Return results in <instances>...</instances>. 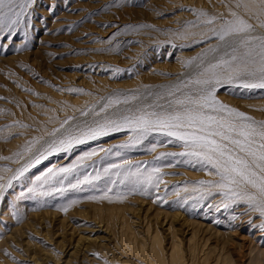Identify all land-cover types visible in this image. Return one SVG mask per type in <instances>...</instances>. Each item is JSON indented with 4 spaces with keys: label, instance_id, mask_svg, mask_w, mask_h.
Returning a JSON list of instances; mask_svg holds the SVG:
<instances>
[{
    "label": "rangeland",
    "instance_id": "1",
    "mask_svg": "<svg viewBox=\"0 0 264 264\" xmlns=\"http://www.w3.org/2000/svg\"><path fill=\"white\" fill-rule=\"evenodd\" d=\"M166 1L35 0L15 35L0 33V264H155L150 245L157 230L167 251L172 241H181L188 263L201 264L205 244L211 250L208 264L218 256H231L229 264H264V229L258 227L264 216L244 200H225L216 186L220 176L210 166L168 155L185 151L175 138L153 132L135 140L138 133L128 126L74 143L68 150L47 152L50 144L77 134V129L139 110L159 111L158 106L167 108L176 97L195 94L199 86L190 82L202 69L239 47L232 37L222 41L215 36L212 24H207L210 33L202 38L175 36L171 29H186L202 16L190 3L169 8ZM206 5L221 8L220 25L232 19L222 0ZM241 10L257 24L251 12ZM144 27L160 38L144 44ZM252 35H264V28L257 27ZM183 52L188 56L180 70L167 72V78L152 75L154 64L172 67ZM147 74L150 79H140L137 86L120 87ZM102 78L111 86L89 85ZM177 88L176 97L170 96ZM52 89L89 98L61 100ZM216 96L264 120V89L224 85ZM117 99L119 103L101 111ZM42 153L46 158L35 164ZM86 153L95 154L81 159ZM29 164L33 166L19 175ZM69 165H74L72 171H59ZM149 174L159 176V181L146 182ZM248 190L255 191L250 186ZM122 212L136 235L122 229ZM193 231L192 253L188 243Z\"/></svg>",
    "mask_w": 264,
    "mask_h": 264
},
{
    "label": "snow or ice",
    "instance_id": "2",
    "mask_svg": "<svg viewBox=\"0 0 264 264\" xmlns=\"http://www.w3.org/2000/svg\"><path fill=\"white\" fill-rule=\"evenodd\" d=\"M33 3L35 0H0V33L15 35L22 21L28 16ZM241 7L255 16L257 24L249 22L239 12L232 11L233 19L222 23L219 29H210L222 41L228 37L234 38L238 41L239 47H232L230 55L225 53L190 82L199 86L195 94L176 97V92L180 91L177 88L175 92H169L170 96L176 98L167 108L158 106L159 111L139 110L135 115L123 116L118 120H106L94 127L77 129V134L69 133L58 143L50 144L48 154L68 150L74 143L94 140L98 136L120 131L128 126L138 133L135 140L146 138L153 132H161L182 142L185 149L182 153L168 155L195 158L198 163L210 166L215 174L220 176L216 186L222 190L225 200L232 203L244 200L250 208L264 216V120L257 121L254 117L222 102L216 96L217 88L224 85L246 90L264 89V35H252L257 27L264 28V0H237L236 8ZM198 13L201 16L207 15L201 10H198ZM217 19L216 16H212L202 22L212 24ZM240 48L244 51L241 52ZM119 102L118 99L109 101L101 111H105L112 103ZM94 154L86 153L81 159ZM42 158H46L43 153L34 163L39 164ZM31 166L33 165H26L19 175H23ZM73 168L74 165H69L59 171L67 173ZM107 171L108 169H105V172ZM154 171L158 173L159 169ZM49 173H52V169H49ZM145 180L149 183L153 180L159 181V176L149 174ZM249 186L255 191H249ZM2 187L0 185V188ZM204 198L201 195L200 199ZM224 207H229V204L225 203ZM258 227L264 229V223Z\"/></svg>",
    "mask_w": 264,
    "mask_h": 264
},
{
    "label": "bare ground",
    "instance_id": "3",
    "mask_svg": "<svg viewBox=\"0 0 264 264\" xmlns=\"http://www.w3.org/2000/svg\"><path fill=\"white\" fill-rule=\"evenodd\" d=\"M215 0H167L166 1V4H167V7L169 8H174L175 7V4H186V3H190V5L192 6L194 12L199 16V18L201 17V15H199L198 13V10H201L205 13H207L206 16L208 15H212V16H216L218 19L216 21H214V23H212V27L211 28H216V29H219V26H220V23H219V20L220 18L218 17V15L220 14V10L221 8H218L217 10H214V9H208L207 5H206V2H214ZM224 5V11H226L227 13H229L232 17V11H237L239 12L241 15H242V10L241 9H244V8H236V3H237V0H222ZM223 9V8H222ZM222 11V10H221ZM244 12L246 11L245 9L243 10ZM178 15H181L182 12H177ZM203 17V16H202ZM201 17L200 21L195 24V25H192V26H189L187 27L186 29H180V30H176V29H171V32L179 37L180 39L181 38H186L191 34V35H194L195 38H202V35H207L210 33V30H209V26L206 24V23H203V18ZM233 19V17H232ZM168 19H165V20H162V22H167ZM161 22V23H162ZM148 28L147 30H143L141 31V38L143 40V43L144 44H148L150 42H152L154 39H159L161 35H158L156 33H154L149 27H144V29ZM175 28V27H174ZM157 33H161L162 30H158V29H155ZM189 30V31H188ZM176 38V37H175ZM138 48V47H137ZM136 48V49H137ZM180 60H179V63L175 64L170 67L169 64H154L153 65V74L152 75H157L159 78H167L169 76V74L167 72H170L173 73L175 72L176 70H180L181 67L183 66V62L185 60V58L188 56L186 54V52H183L181 53L180 55ZM218 58V57H217ZM211 60V59H210ZM150 62V61H149ZM208 66V65H207ZM170 68V70H169ZM176 69V70H175ZM174 70V71H172ZM203 71V69H202ZM179 72V71H177ZM138 76V75H136ZM148 77V79H150V76L147 74V75H140L138 77H134L132 78L133 80L129 81V82H124V83H121V88H125V87H128V86H137L139 85L140 83L143 82V78L144 80ZM140 79H142V82H140ZM107 79L106 78H102L100 80L97 81V83H90L89 85L92 86L91 87H97L99 89H104L106 87H110L111 85L109 83H107ZM119 88V87H118ZM51 91H53L52 95H54V97H56L57 99H61V100H67V101H77V102H80V101H88L87 99L89 98V96L87 94H82V95H79V96H72V95H69L68 92L67 94H64L63 92H57L56 89H52ZM81 94V93H80ZM234 101V100H233ZM232 102V101H230ZM257 102V101H255ZM52 103V102H51ZM21 140L17 141V142H20ZM15 142L12 144L14 145ZM11 150H13V148L11 147L10 148ZM15 166V165H14ZM4 182V181H3ZM122 208V207H121ZM97 211H99L101 213V210L100 208H96ZM116 209V208H115ZM123 209V208H122ZM121 209V210H122ZM111 211V210H110ZM123 211V210H122ZM121 212V211H120ZM112 213V212H111ZM113 214V213H112ZM120 214V213H119ZM121 215V220L122 221V229H124V231L127 233V234H135V229L134 227L132 226V224L129 222V220H127L126 216L123 214H120ZM158 216V215H157ZM172 216H174V218L180 216L178 214H173ZM171 216V217H172ZM170 217V216H169ZM120 218V216H119ZM173 218V217H172ZM171 224V223H170ZM190 224H195L194 222H190ZM194 227V226H193ZM121 228V227H120ZM147 231L149 232L151 230V226L150 225H147ZM145 228V229H146ZM196 228V226L194 227ZM201 229V228H200ZM137 232V231H136ZM142 232V231H141ZM174 235L175 232H173ZM138 234V233H137ZM161 231H156L152 236H151V245H150V251H151V254L153 255L154 257V262L155 264H197L196 261H191L188 263L186 256H185V253H184V250H183V246H182V243L180 244V242H175V241H172L171 242V247L169 249V251L165 250L164 248V245H163V240H162V237H161ZM191 234V233H190ZM196 231H193L192 232V235L190 236L189 238V247L191 249V252L193 253V250L195 251V247L192 245L193 244V241L196 237ZM136 235V234H135ZM141 235V234H140ZM143 235V234H142ZM141 235V236H142ZM213 236V235H212ZM143 237V236H142ZM218 237V236H217ZM205 238V239H204ZM203 240H206L207 237H204ZM80 239H83L80 238ZM164 239V238H163ZM202 240V241H203ZM83 241V240H82ZM80 242V241H79ZM225 244V243H224ZM204 245V248H205V254H203V258H202V261H201V264H208L209 263V254L211 253V250L210 248L206 247L205 244ZM208 246V245H207ZM133 248H135V246H130V250H132ZM221 248V247H219ZM221 250V249H220ZM219 250V251H220ZM142 251L145 253V248L143 247L142 248ZM166 251V252H165ZM197 251V250H196ZM214 251V250H213ZM227 251V250H226ZM225 253V252H224ZM188 254V253H187ZM214 254V253H213ZM217 254V253H216ZM227 254V252H226ZM220 255V254H219ZM229 255V253H228ZM233 256V255H232ZM216 257V256H215ZM231 256L227 257V256H218V259L216 262H212L213 264H218L219 260L222 262V264H229V259H230ZM191 259V258H189ZM215 259V258H214ZM195 260V259H194ZM231 261V260H230ZM211 263V262H210Z\"/></svg>",
    "mask_w": 264,
    "mask_h": 264
}]
</instances>
